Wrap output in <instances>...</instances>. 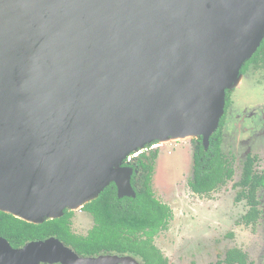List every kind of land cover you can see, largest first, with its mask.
Listing matches in <instances>:
<instances>
[{"label": "water", "instance_id": "obj_1", "mask_svg": "<svg viewBox=\"0 0 264 264\" xmlns=\"http://www.w3.org/2000/svg\"><path fill=\"white\" fill-rule=\"evenodd\" d=\"M264 35V0H0V212L41 225L110 184L152 143L201 137ZM55 238L0 264H100Z\"/></svg>", "mask_w": 264, "mask_h": 264}, {"label": "flooded vegetation", "instance_id": "obj_2", "mask_svg": "<svg viewBox=\"0 0 264 264\" xmlns=\"http://www.w3.org/2000/svg\"><path fill=\"white\" fill-rule=\"evenodd\" d=\"M240 73L239 84L225 93L223 114L217 129L209 138L207 148H204L201 137L191 138L187 142L188 145L184 150L191 152L192 172L183 170L188 178L183 188L186 187L194 197L204 198L231 184V189L237 192L231 196L230 203L233 207L240 208L238 206L240 205L243 208L240 216L242 227L255 230L259 227V222L264 221V35L259 47L243 64ZM161 145L157 142L149 144L139 152L130 154L122 162L124 168L131 169L129 182L133 195L119 198L116 185L113 183L100 193L106 199L110 196L105 204L110 208H116L120 205L118 200H138L149 192L151 199L162 210L155 229L129 236L131 241L135 240L134 246L144 247L146 242L153 247L141 248L142 253H148L145 257L135 250H100L96 253H88L81 249L90 238V234L98 227L97 216L89 208L100 195L76 210H65L64 215L56 219L59 220V225L56 227L58 235L52 234L33 241L55 238L79 258H103L100 264H169L166 256L154 244L155 238L166 230L173 214L167 204L155 197V193L159 195L155 176L158 167V149ZM195 157H199L200 164L204 166L209 162L213 167L220 165L223 181L209 191L195 192L190 185L195 175ZM203 161L205 164L202 163ZM225 202L228 204L227 200ZM229 237L232 238V235L230 234ZM236 254H241L243 260L236 257ZM188 261L187 264H264V255L263 260L261 262L258 260L257 263V259L249 260L244 251L230 248L223 258L212 262L203 263L204 260L200 256L190 258Z\"/></svg>", "mask_w": 264, "mask_h": 264}, {"label": "rangeland", "instance_id": "obj_3", "mask_svg": "<svg viewBox=\"0 0 264 264\" xmlns=\"http://www.w3.org/2000/svg\"><path fill=\"white\" fill-rule=\"evenodd\" d=\"M187 142H170L158 149L155 183L159 195L155 193V197L167 204L173 214L166 230L155 238L154 244L169 264H187L190 258L199 256L203 263L212 262L223 258L230 248L240 249L249 260L261 262L264 221L259 222L255 230L242 227L243 208L231 205V196L237 192L231 189V184L204 198L194 197L186 187L183 188L188 182L184 172H192L191 152L184 150Z\"/></svg>", "mask_w": 264, "mask_h": 264}, {"label": "trees", "instance_id": "obj_4", "mask_svg": "<svg viewBox=\"0 0 264 264\" xmlns=\"http://www.w3.org/2000/svg\"><path fill=\"white\" fill-rule=\"evenodd\" d=\"M202 163L205 164L204 161ZM221 172L220 165L213 167L209 162L204 166L200 164L199 157H195V175L190 185L197 193L209 191L223 181ZM102 195L89 208L97 216L98 227L90 234V238L81 249L88 253H96L100 250H135L145 257L148 253H142L141 248L146 249L149 245L145 242L144 247L134 246L135 240L131 241L129 236L155 229L162 210L151 199L149 192L138 200H118L120 205L116 208H110L105 204L110 196L106 199ZM58 223L59 220H49L41 225H33L0 212V237L15 249L26 242L57 234ZM149 248L153 247L149 246ZM236 257L243 260L241 254H236Z\"/></svg>", "mask_w": 264, "mask_h": 264}, {"label": "bare ground", "instance_id": "obj_5", "mask_svg": "<svg viewBox=\"0 0 264 264\" xmlns=\"http://www.w3.org/2000/svg\"><path fill=\"white\" fill-rule=\"evenodd\" d=\"M238 84H239V83H238ZM76 209H78V208H76ZM76 209H75V210H76Z\"/></svg>", "mask_w": 264, "mask_h": 264}]
</instances>
